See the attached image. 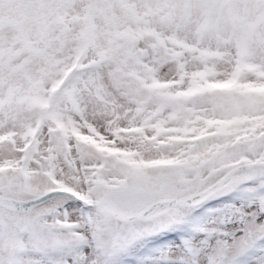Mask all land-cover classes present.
<instances>
[{
    "label": "snow or ice",
    "instance_id": "snow-or-ice-1",
    "mask_svg": "<svg viewBox=\"0 0 264 264\" xmlns=\"http://www.w3.org/2000/svg\"><path fill=\"white\" fill-rule=\"evenodd\" d=\"M0 264H264V0H0Z\"/></svg>",
    "mask_w": 264,
    "mask_h": 264
}]
</instances>
